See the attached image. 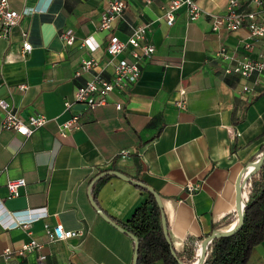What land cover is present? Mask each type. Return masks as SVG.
<instances>
[{
    "label": "crops",
    "instance_id": "1",
    "mask_svg": "<svg viewBox=\"0 0 264 264\" xmlns=\"http://www.w3.org/2000/svg\"><path fill=\"white\" fill-rule=\"evenodd\" d=\"M110 1L11 0L14 10L30 15L7 38L0 37V100L25 121L45 116L48 123L27 139L2 129L0 110V264H39L40 255L47 256V264H133L134 240L94 209L89 193L109 218L124 224L150 192L113 174L91 189L93 180L107 172L143 182L159 195L177 254L188 238L200 241V248L215 224L237 217V183L264 152V73L254 86L225 74L226 64L217 54L225 48L236 58L264 57V39L247 53L243 44L252 41L247 28L212 30L211 16L223 14L228 0H194L204 15L192 22L182 7L172 26L165 19L169 0H125L124 19L112 34L127 41L130 25L147 26L146 42L155 54L145 60L139 82L124 93L114 92L107 105L67 109L91 78L76 77L82 61L95 58L105 64L109 59L111 34L99 26ZM249 2L244 0L241 9H252ZM68 29L76 35L71 47L61 39ZM85 39L100 48L82 47ZM25 42L32 50L24 57ZM130 50L117 60L129 58ZM112 68L106 67V77ZM245 85L251 93L243 92ZM181 91L186 92L185 110L177 105ZM74 115L80 116L81 128L62 137L61 126ZM15 180L26 186L10 198L7 184ZM56 225L85 235L50 243L47 228ZM32 240L43 247L5 256L6 249L19 251ZM248 264H264V242Z\"/></svg>",
    "mask_w": 264,
    "mask_h": 264
},
{
    "label": "built area",
    "instance_id": "2",
    "mask_svg": "<svg viewBox=\"0 0 264 264\" xmlns=\"http://www.w3.org/2000/svg\"><path fill=\"white\" fill-rule=\"evenodd\" d=\"M243 2L244 0H228L227 8L223 14L211 16L212 30L214 32L223 30L236 32L240 29L247 28L252 41H245L243 48L249 53L253 50L255 41L264 39V0H250L249 5L252 9L249 10L241 9ZM182 7L187 8L189 19L192 22L198 21L204 15V11L194 0H169L164 9L165 19L169 26L175 23V14ZM126 10L127 2L125 0H111L108 9L102 13L99 30L111 34L106 46V53L109 59L105 64H101L95 58L82 61L81 66L76 71V77L90 75L91 78L77 90L74 100L66 103L67 109H72L74 106H84V110L93 111L98 107L107 105L109 97L114 92L124 93L139 82L145 60L153 57L156 49L153 45L146 42L147 26L130 25L131 34L127 41H123L118 36L112 34L115 30V23L118 20L124 19ZM27 15H30V11L20 13L14 10L11 6V0H0V25L2 27L0 37L7 38L10 30L16 27L21 19ZM61 39L66 46L71 47L76 42V35L72 29H68L61 33ZM89 42L90 39H85L81 46L89 47L92 51L100 48V45H96L93 48L88 46ZM128 47L131 49L129 58L117 60ZM31 50L32 46L28 42H25L23 45L24 57ZM217 57L226 64L224 68L225 74L237 75L243 80L252 81L254 86L259 85V78L264 73V57L259 56V58L254 59L249 55H245L244 57L236 58L234 55L229 54L225 48L219 51ZM107 66L113 67L110 77L104 75ZM19 89L24 91L26 87L21 86ZM243 92L251 93V86L245 85ZM185 95L186 92L181 91L183 99L177 104L183 110L187 107L186 100L184 99ZM116 108L120 110L122 105L118 103ZM0 110L4 113L2 129L20 134L27 139L37 129L44 127L48 123V119L45 116L31 117L28 121L23 120L18 112L12 109L4 100H0ZM80 128V116L74 115L68 122L61 126L60 134L62 137H66L69 132ZM24 186H26L24 180L9 181L7 184L10 193L9 197H18L20 189ZM189 190L194 191L195 188L190 185ZM244 194L246 197V188ZM84 235L85 232L83 230H67L63 225L47 228V236L50 243L65 242L73 238H82ZM42 247V242L32 240L25 244L19 251L13 252L10 249H6L5 256L10 257L14 254L24 256L35 250H40ZM37 261L39 264H47V256L40 255ZM197 261L193 264H197Z\"/></svg>",
    "mask_w": 264,
    "mask_h": 264
},
{
    "label": "trees",
    "instance_id": "3",
    "mask_svg": "<svg viewBox=\"0 0 264 264\" xmlns=\"http://www.w3.org/2000/svg\"><path fill=\"white\" fill-rule=\"evenodd\" d=\"M263 93L264 90L260 94ZM246 194L242 228L231 237L213 240L204 264H248L256 247L264 242V166L248 182ZM163 216L164 212L155 196L149 193L146 202L127 223L117 224L110 219L127 235L131 234L139 241L138 264H156L160 261L163 264L195 263L200 241L188 238L184 252L176 253L175 257L173 247L165 236ZM236 221V215L227 216L214 225L213 232L227 229Z\"/></svg>",
    "mask_w": 264,
    "mask_h": 264
},
{
    "label": "water",
    "instance_id": "4",
    "mask_svg": "<svg viewBox=\"0 0 264 264\" xmlns=\"http://www.w3.org/2000/svg\"><path fill=\"white\" fill-rule=\"evenodd\" d=\"M78 110H84L85 107L84 106H77L76 107ZM264 166V152L261 156V158L257 161L254 162L252 165H250V167L244 172V174L242 175L241 179L238 181L237 183V188H236V192H237V206H236V214H237V221L234 225H232L229 229H225V230H219V231H215L212 233L211 236L207 237L205 240L202 241L200 248L198 250V261L197 264H204L207 258V253L209 250V246L211 245L212 241L215 239H220V238H227V237H231L233 235H235L243 226L244 224V211L246 208V202H245V194H244V190L248 184V182L250 181V179L257 173L259 172ZM113 174L115 176L120 177L121 179H124L126 181H130L132 183H134L135 185L142 187L146 190H148L150 193H152L159 206L162 208V201L159 197V195L149 186H147L146 184H144L143 182H136L131 180L130 178H128L127 176H124L118 172H107V173H102L100 175H98L92 182L91 185V189L104 177ZM89 197H90V201L92 203V206L94 207V209L96 211H98V213L100 215H102L108 222H110L112 225H114L115 227H117L118 229H120L122 232L125 233V231L119 227L116 223H114L98 206V204L96 203L94 196L92 194V191H90L89 193ZM241 203H244V207H241ZM163 226H164V232H165V236L167 241L171 244V239L169 236V231H168V227H167V222H166V218L165 216H163ZM128 236L130 238H132L135 242V253H134V261L133 264H138L139 262V241L131 234H128ZM172 245V244H171ZM200 251H202L201 255H200ZM173 254L175 257H177L176 252L173 250Z\"/></svg>",
    "mask_w": 264,
    "mask_h": 264
},
{
    "label": "bare ground",
    "instance_id": "5",
    "mask_svg": "<svg viewBox=\"0 0 264 264\" xmlns=\"http://www.w3.org/2000/svg\"><path fill=\"white\" fill-rule=\"evenodd\" d=\"M241 207L243 208L244 207V203H241ZM202 251L200 252V255H201Z\"/></svg>",
    "mask_w": 264,
    "mask_h": 264
}]
</instances>
